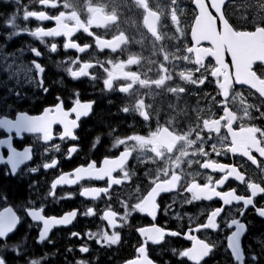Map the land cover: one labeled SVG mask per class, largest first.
Instances as JSON below:
<instances>
[{
  "label": "flooded vegetation",
  "instance_id": "obj_1",
  "mask_svg": "<svg viewBox=\"0 0 264 264\" xmlns=\"http://www.w3.org/2000/svg\"><path fill=\"white\" fill-rule=\"evenodd\" d=\"M0 1V117L44 110L67 115L56 123L45 119V128H37L43 133L14 141L20 150L33 144L36 159L18 170V180L48 186L66 174L68 183L77 181L62 188L65 204L48 201V216L64 205L78 209L72 228L80 222L79 233L92 228L98 236L102 229L113 232L100 219L107 210L117 215L114 231L126 238L144 228L150 236L190 231L192 243L164 235L178 252L205 239L222 240L226 233L196 231L205 213L219 212V199L209 198L248 197L264 187V58L247 67L264 49V0ZM13 2L20 12L8 19L6 3ZM11 48L14 53L6 54ZM104 111H111V121L103 120ZM108 162L113 165L104 166ZM36 165L37 174L27 171ZM6 172L0 164L5 178ZM155 189L162 191L145 205ZM36 193L26 197L36 200ZM12 201L22 222L8 239L27 236L30 244L39 225L26 217L25 202ZM262 202L264 196L258 197ZM230 207L229 220L243 204ZM242 219L248 223L244 252L250 254V245L260 254L264 244L255 241H264V219L252 207ZM220 252L227 253L225 245L204 264H224Z\"/></svg>",
  "mask_w": 264,
  "mask_h": 264
},
{
  "label": "snow or ice",
  "instance_id": "obj_2",
  "mask_svg": "<svg viewBox=\"0 0 264 264\" xmlns=\"http://www.w3.org/2000/svg\"><path fill=\"white\" fill-rule=\"evenodd\" d=\"M42 71H46V69H42ZM42 80V77H41ZM41 90L47 94L49 91L46 87H41ZM18 95V94H17ZM75 95V94H74ZM56 100L58 101L57 104H63V100L61 97L57 96ZM47 107H54V106H47ZM9 110H12V106H8ZM0 130H2L5 133V136L3 138H0V164H6L10 167V174L16 175L18 173V170H20L22 165H25L27 162H31L34 159V152H33V144H29L27 146H24L22 150L18 149L15 146L14 141L16 139H22L23 135L25 133H31V123L27 119H21L19 116L13 117L7 121V123L0 119ZM71 139L78 140V136H76L74 133L71 136ZM77 151L79 149L77 148ZM66 159H71V156H66ZM59 161L58 159L51 164V167H56L58 165ZM44 170L49 169V165L45 164L42 166ZM41 169V166L36 165L32 166L27 169V171L31 174H37ZM6 174H9L6 172ZM36 184L34 183L31 187H35ZM58 186H75L73 184H50V194L46 195L45 199L51 197L54 198L56 195V189ZM219 187H223L220 185ZM264 196V187L259 188L257 191L250 192V195L248 197H240L238 195H234L232 200H225L223 196H217V197H210L209 199L218 198L221 202L219 207V212L215 215H211L209 213H205L206 221L205 224L201 227L197 228L196 231H212V232H221L226 233L223 236V239H218L214 243H209V239H205L201 242L200 246L194 250H188L183 249L180 250L179 253L175 249L172 250L173 255H178L179 258H186L187 261L191 262V264H204V261L206 258H208L210 255L214 254V252L217 250L218 247L221 245H225L226 251L230 254L232 258V264H264V250L261 251L260 254H257L256 252H251V246L249 245V252L250 254H246L244 252V247L242 245V237L247 233L248 231V223L243 221L244 213L249 207H252L255 214L258 215L260 218L264 219V202L257 203V198ZM0 198L7 199L6 193L0 194ZM67 198H74V194L67 195ZM88 198V197H83ZM237 204H243L242 209L237 208L234 209L235 212L238 213V215L235 217V219L229 220L225 215V210L230 209L233 203ZM46 210V204L41 205V203L38 200H29L26 202V204L23 206V211L27 217H29L32 221L35 222H42V227L39 229L38 232V238L37 243L43 244L45 242L47 243H53L50 239V232H47L46 234L43 233L42 229L44 227V220L47 219L45 214ZM160 208L159 205L157 207V215ZM77 214H79V210H75ZM15 213L16 210L12 206H6L3 207L2 210H0V244L8 241L9 236L15 232L18 225L22 222L21 219H17L18 213L15 216H9L7 213ZM150 215L149 213H142ZM64 215V213L62 214ZM226 217V218H223ZM53 219H60V217H52ZM152 219H155V217H151ZM74 219L72 221H69L70 223H73ZM67 225V224H65ZM29 228H31V225H29ZM138 234L140 235L139 230H137ZM166 235H174L179 236L187 239L188 241H191V232H176L174 230H165ZM71 237H79L80 234L72 233L70 234ZM24 242L27 243V236L23 237ZM151 242L154 244H160L163 243L162 240H154V241H148L145 242L143 239L141 241L142 246L147 248V244ZM257 244H264V241L262 240H256ZM99 243V242H98ZM83 253H86L87 251H90V249H85L81 246L80 249ZM71 251V249H69ZM136 255L134 258H130L132 261L137 260L140 255V248L137 247L135 249ZM17 256H19V252L16 253ZM151 259V257H149ZM0 264H14V262H10L6 259L4 256H0ZM32 264H36L35 261L32 262ZM165 264H171L170 261H165Z\"/></svg>",
  "mask_w": 264,
  "mask_h": 264
},
{
  "label": "trees",
  "instance_id": "obj_3",
  "mask_svg": "<svg viewBox=\"0 0 264 264\" xmlns=\"http://www.w3.org/2000/svg\"><path fill=\"white\" fill-rule=\"evenodd\" d=\"M103 113L105 114L103 120L105 122L111 121V119L113 118L111 116V111H104ZM33 182L36 183L35 187H31L29 185L30 183L32 185ZM41 183H43V185L45 186V181L41 182L38 179L18 180L17 176L13 178L8 176L5 178L3 177V174L0 173V194L6 193L7 200L10 201L14 199H25L26 196L31 194L32 192L36 193L38 187L41 186ZM79 223L80 222H78V226L75 227L76 230H79ZM68 234L66 233L65 229L60 228L51 238V241H53V243L48 244L46 242L42 245L34 244V249H36V252H40L42 250V256H40L41 261H44L46 255H48L47 262L45 264H71V257L74 254H78V252L74 249L76 245H79L80 241L77 239V237L69 238ZM132 239L133 237H123L116 248H112L109 251L105 250L104 252H102L99 260H96V257L98 255H93L91 258H89V260H94L95 263L98 262L99 264H110L112 261L118 260L125 256L127 257L132 252ZM249 239L251 238L249 237ZM70 246H72L73 249V252L71 254L68 250ZM166 254L169 256L168 261H170L171 264H183L181 261L177 260L174 255L170 256L168 253ZM10 256L13 258V254H10Z\"/></svg>",
  "mask_w": 264,
  "mask_h": 264
},
{
  "label": "water",
  "instance_id": "obj_4",
  "mask_svg": "<svg viewBox=\"0 0 264 264\" xmlns=\"http://www.w3.org/2000/svg\"><path fill=\"white\" fill-rule=\"evenodd\" d=\"M30 118H32V117H30ZM27 120H29V118H27ZM43 223H44V227H43L42 231H43L44 234H46L48 232L50 227L55 225V224H51V221H47V220H44ZM131 264H138V262H134L133 261V263H131Z\"/></svg>",
  "mask_w": 264,
  "mask_h": 264
},
{
  "label": "bare ground",
  "instance_id": "obj_5",
  "mask_svg": "<svg viewBox=\"0 0 264 264\" xmlns=\"http://www.w3.org/2000/svg\"><path fill=\"white\" fill-rule=\"evenodd\" d=\"M2 12V11H1ZM100 118V117H99ZM113 128V127H112ZM97 132V131H96ZM12 194V193H11ZM72 249V248H71ZM125 252V251H124ZM127 253V252H126Z\"/></svg>",
  "mask_w": 264,
  "mask_h": 264
}]
</instances>
